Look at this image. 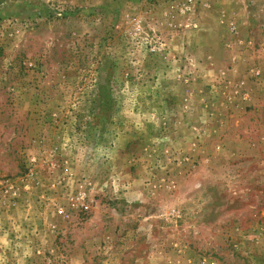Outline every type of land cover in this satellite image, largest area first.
<instances>
[{
  "label": "rangeland",
  "instance_id": "1",
  "mask_svg": "<svg viewBox=\"0 0 264 264\" xmlns=\"http://www.w3.org/2000/svg\"><path fill=\"white\" fill-rule=\"evenodd\" d=\"M0 264H264V0H0Z\"/></svg>",
  "mask_w": 264,
  "mask_h": 264
}]
</instances>
